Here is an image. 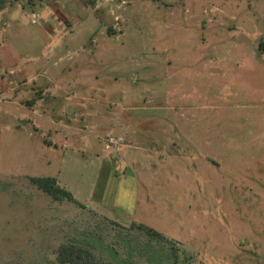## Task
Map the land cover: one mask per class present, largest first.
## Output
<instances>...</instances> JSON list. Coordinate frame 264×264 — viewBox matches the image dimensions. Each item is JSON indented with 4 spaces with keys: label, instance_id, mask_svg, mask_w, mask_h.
I'll return each mask as SVG.
<instances>
[{
    "label": "rangeland",
    "instance_id": "374dc122",
    "mask_svg": "<svg viewBox=\"0 0 264 264\" xmlns=\"http://www.w3.org/2000/svg\"><path fill=\"white\" fill-rule=\"evenodd\" d=\"M3 2L0 264H264V0Z\"/></svg>",
    "mask_w": 264,
    "mask_h": 264
},
{
    "label": "trees",
    "instance_id": "16d2710c",
    "mask_svg": "<svg viewBox=\"0 0 264 264\" xmlns=\"http://www.w3.org/2000/svg\"><path fill=\"white\" fill-rule=\"evenodd\" d=\"M4 7V2L3 0L0 1V9ZM31 181L43 192L48 194L52 199L54 200H59L62 198H65L67 200L73 201L77 204H80L81 207H84L82 203L77 202V200L73 197V194L67 190L64 187H61L58 183L57 180L54 177H49V176H36V177H31ZM106 223L111 222V220L105 218ZM109 226V224H108ZM97 227V226H96ZM139 231L143 230L139 226L135 227ZM136 231V232H139ZM147 235L140 236L138 238H141V240L146 239V242L149 241H154L157 239L156 233H153L152 231H145ZM90 232V231H89ZM89 232L83 231L82 234L84 235V238L80 242L76 241H70L68 243H63L58 246L57 251L55 252V258L53 261H49L50 263L48 264H94V257L96 256L95 251L92 249L93 247V241L97 236L96 234H91ZM135 238V237H134ZM159 238V237H158ZM159 241L160 238L158 239ZM156 240L157 242H159ZM136 241H139L135 239L134 246ZM96 242V241H95ZM105 244V243H104ZM108 245V244H107ZM124 245L127 247V251L129 247L133 245H130L127 240H124ZM158 246H155L156 248L159 247L160 245L157 244ZM112 245L108 246L109 252L111 256H113L114 259H117V251L115 249H112ZM117 262V261H116ZM123 261H120V264H122Z\"/></svg>",
    "mask_w": 264,
    "mask_h": 264
},
{
    "label": "built area",
    "instance_id": "2783aa9c",
    "mask_svg": "<svg viewBox=\"0 0 264 264\" xmlns=\"http://www.w3.org/2000/svg\"><path fill=\"white\" fill-rule=\"evenodd\" d=\"M35 14H32V22H35ZM108 144H118V140L114 137H109Z\"/></svg>",
    "mask_w": 264,
    "mask_h": 264
},
{
    "label": "crops",
    "instance_id": "0c3cea01",
    "mask_svg": "<svg viewBox=\"0 0 264 264\" xmlns=\"http://www.w3.org/2000/svg\"><path fill=\"white\" fill-rule=\"evenodd\" d=\"M0 12H2V11L0 10ZM13 16H15V12H14V15Z\"/></svg>",
    "mask_w": 264,
    "mask_h": 264
}]
</instances>
